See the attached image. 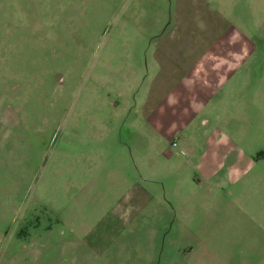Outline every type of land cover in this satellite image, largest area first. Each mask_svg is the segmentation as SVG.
I'll return each mask as SVG.
<instances>
[{
    "label": "rangeland",
    "instance_id": "obj_1",
    "mask_svg": "<svg viewBox=\"0 0 264 264\" xmlns=\"http://www.w3.org/2000/svg\"><path fill=\"white\" fill-rule=\"evenodd\" d=\"M217 1L264 46V0ZM200 3L184 13L201 45ZM181 7L0 0V129L17 116L0 141V264H264V159L193 192L134 141L145 54L185 31Z\"/></svg>",
    "mask_w": 264,
    "mask_h": 264
},
{
    "label": "crops",
    "instance_id": "obj_2",
    "mask_svg": "<svg viewBox=\"0 0 264 264\" xmlns=\"http://www.w3.org/2000/svg\"><path fill=\"white\" fill-rule=\"evenodd\" d=\"M188 1L179 0L177 14L185 31L161 36L149 46L150 59L145 54L134 141L150 139L156 160L164 159L177 179L185 176L194 192L223 188L226 178H244L264 159V149L254 148L264 131V46L236 30L215 0H200V45L189 33Z\"/></svg>",
    "mask_w": 264,
    "mask_h": 264
},
{
    "label": "flooded vegetation",
    "instance_id": "obj_3",
    "mask_svg": "<svg viewBox=\"0 0 264 264\" xmlns=\"http://www.w3.org/2000/svg\"><path fill=\"white\" fill-rule=\"evenodd\" d=\"M8 105H10V104H7V106ZM12 109V110H14V108L10 105L9 106V109ZM14 115H15V113H14ZM12 118V117H11ZM13 119V118H12ZM16 120H17V116H15V119H14V121H11V119H10V123H9V125H8V127L9 128H3V129H0V141L2 142L3 140H6L7 138H8V135L11 133V131L13 130V129H15V127H17L16 126V124H17V122H16ZM7 125V124H6ZM0 126H2V125H0Z\"/></svg>",
    "mask_w": 264,
    "mask_h": 264
},
{
    "label": "built area",
    "instance_id": "obj_4",
    "mask_svg": "<svg viewBox=\"0 0 264 264\" xmlns=\"http://www.w3.org/2000/svg\"><path fill=\"white\" fill-rule=\"evenodd\" d=\"M173 145H175V146H176V145H177V141H174V142H173Z\"/></svg>",
    "mask_w": 264,
    "mask_h": 264
}]
</instances>
